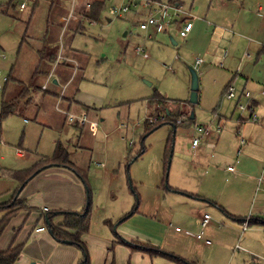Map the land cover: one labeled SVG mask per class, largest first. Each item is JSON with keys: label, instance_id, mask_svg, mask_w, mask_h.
Returning <instances> with one entry per match:
<instances>
[{"label": "rangeland", "instance_id": "obj_1", "mask_svg": "<svg viewBox=\"0 0 264 264\" xmlns=\"http://www.w3.org/2000/svg\"><path fill=\"white\" fill-rule=\"evenodd\" d=\"M92 1L0 0V48L6 56L0 60V72L2 77H9L6 85L0 78V109L3 102L12 101L26 89L14 114L0 118V203L7 202L20 186L2 172L24 169L39 157L51 156L55 142L60 140L71 160L89 170L85 179L97 205L90 208L93 221L102 216L103 222L110 220L106 228L115 229L119 220L114 216L122 212L123 219L137 206L144 217L153 216L168 227L165 246L184 258L199 264L249 262V255L242 250L248 245L241 240V226H232L226 214L219 218L209 210L216 206L209 203L201 212L210 214L211 222L201 229L197 209L185 204L182 196L168 194V188H200V193L228 202L233 178L223 173L218 154L220 149L227 155L233 153L231 138L235 139L237 132L253 140L252 155L263 158L259 172H264V97L255 98L257 122L248 120L247 112L238 107L249 103L247 97L239 95L241 91L248 92L250 99L258 91L245 75L264 87V0H181L195 17L187 37H178L171 28L165 35L157 32L152 40L147 38L149 32L138 29L146 9L137 5L118 16L113 9L123 1L106 0L100 23L83 21V29L74 26L59 37L56 15L71 7L83 10ZM22 2L26 7L20 10ZM205 23L210 27L205 29ZM56 41L60 45H55ZM136 45L144 46L150 57L148 53V59L136 57ZM59 46L64 53L74 51L78 55L75 63L61 61L57 66L50 59L58 55ZM197 57L202 62L195 67ZM60 68L67 71L65 80L71 78L63 99L62 94L59 99L51 94L52 82H46L47 75L55 77ZM193 72L198 79L196 103L189 102ZM229 81L235 89L231 99L221 93V83ZM161 94L169 101H178L179 109L176 103L167 105L184 112V117L191 116L193 124H179L173 132L164 116L155 115V105H147L148 98ZM147 110L155 115L150 118L154 124L162 122L153 131L145 126ZM86 112L88 118L98 119V126L74 128L68 116ZM198 125L211 129L210 140L217 142L215 151L205 149L200 142L204 153L199 158L191 147ZM217 125L219 133L215 132ZM143 148L145 151L133 160ZM17 149L26 155L18 157ZM253 172L242 171L236 181H245ZM261 177L262 191L263 173Z\"/></svg>", "mask_w": 264, "mask_h": 264}, {"label": "crops", "instance_id": "obj_2", "mask_svg": "<svg viewBox=\"0 0 264 264\" xmlns=\"http://www.w3.org/2000/svg\"><path fill=\"white\" fill-rule=\"evenodd\" d=\"M95 1L103 2L101 5L102 7V9L100 10L101 12L96 21H94V19L92 20V18L89 19V17L87 16L88 10H90L92 3ZM95 1L88 3L83 10H79V9L76 10V8L71 7L68 12L57 14L56 17L54 18V22L56 24V30L57 32H59V37H61L62 33L65 32L68 28H72L75 26L76 30H78L80 27H82L83 29V24H82L83 21H87L89 23H100L101 14L105 10L106 0H95ZM121 1H123L122 4L129 2V0H121ZM159 1L167 4L168 3L176 4L177 6H180L183 11L179 13L178 16H176L175 21L172 19L173 21L171 20V23L168 24V26L165 27V29L159 33H163L162 35H165L167 34V30L173 28L174 31L177 32L178 37L186 38L187 35L185 37H181L179 35L177 21L182 20L185 17H190V20L193 22L195 17L189 14L190 8L185 7L184 3L181 0H159ZM137 5L142 6L139 4V2H137V4L131 8H135ZM142 7L148 11L146 7L144 6ZM147 15L148 13L146 14V17ZM62 17H70L69 22L65 26H62L63 25L61 23ZM209 27H210L209 23L204 24L205 29ZM150 30L156 34L153 36L150 33ZM141 31L149 32L147 38L151 40L156 39V35L158 34L157 31H155L152 28ZM54 44L57 46L60 45L59 41L54 42ZM142 47L144 48V46ZM0 50H2V48H0ZM43 53H44V49L38 51V54L40 56H42ZM134 55L136 57H140V55H136L135 53ZM77 56L78 55L75 54L74 51L71 52L67 51L64 53L62 47L59 46L58 55L54 54L51 56L50 59L53 60L55 64H57L58 66L61 61L75 63V60L78 58ZM61 57L64 58V60H61ZM141 58L148 59V58H143L142 56ZM66 75H67L66 69H61V68L58 69V73L55 75V77H53L52 75H47L46 82L48 83L52 82L53 85V90L50 93L54 94V96L58 97V99L60 94H62L60 99L65 98L64 88L71 83V78L65 80L64 77ZM244 79L251 80L249 85L254 87V89L258 88V91L255 90V92L256 91L257 92L255 93V95H253V99L255 100L254 105L252 104L253 101L251 102L254 113L255 106L258 105V102L256 100L257 97L258 96L264 97V95H260L258 94V92L261 90V88L264 87H260L258 83H255L256 79L252 78V76L250 77L248 74L244 76ZM230 81L226 84H224V82L221 83V86H223L221 92L222 94L225 93L228 84L229 83L231 84ZM262 82L264 83V81ZM262 82L260 83L263 84ZM61 86H62L61 91L58 94L59 92L58 89H60ZM2 89L0 90V92L2 91ZM42 90L46 91L47 87L45 86V88L43 89L42 86ZM241 92L239 95L242 94ZM169 100L171 99H168V102H172L174 104L176 103L177 104L176 109H179L178 101H174V100L169 101ZM88 110L89 109L87 107L86 111ZM241 111L247 112L248 120L257 122L252 120L250 116L251 114L250 111L248 110H241ZM87 114L88 113L86 112V115ZM150 114L151 112L149 113V111L147 110V117L152 118L153 116L152 117L149 116ZM185 115L186 114L182 112L183 118ZM243 120L248 122L246 118ZM71 123H73L74 128L82 129L84 127L83 125H80L76 122H71ZM181 125L189 126L190 124L189 125L181 124ZM218 126L219 125H217V127L215 128L216 133H219L221 131V128L218 129ZM197 127L206 128L207 133L202 131L199 132L197 130ZM195 131H196V135H194L193 139L197 138L198 144L200 142L203 143L205 149L215 151V149L217 148V142L215 143L213 142V140H210L211 129L205 126L198 125L196 126ZM235 136H236L235 139L231 138V144H232L231 149L233 148V153L231 152L230 154L227 155L226 153L222 152V150L220 149V152L218 154V159L222 161L220 162V165L223 167L222 168L223 173L230 175V177L233 178V182L230 185V188L228 189L230 196L231 195L232 196L231 199H228V202L224 203L222 202L223 200L220 201L214 196L205 193H200L199 192L200 188L196 190H181L179 187L171 186L168 188L169 190L168 194H178L179 196H182L180 198H183L185 204L192 205L193 207H195V209H197L196 213L199 214L197 218L200 222V227H201L203 215L208 214L207 212H201V210L208 209L207 204L209 203L214 204V206H216L214 209L209 208L211 212H213L219 218H223L222 214H226L228 219L229 218L231 219L230 224L234 226L236 229L239 226H241V229L244 232V233L241 232V234L243 233L241 240H246V244L248 245V247L247 246H246L247 248L243 247L242 250L247 255H249L250 261L243 262V264H264V188L262 191L260 190L261 189L260 186L262 185L261 175L262 173L264 174V172L263 171L259 172L262 169L263 158L260 157L257 158L252 155V153L254 152L253 149L254 146L252 145L253 140L251 138L250 139L244 138L240 136L238 132L235 134ZM241 138H244L246 142L245 144H243L241 152L237 154L236 151L240 146ZM222 141L223 139L221 138L219 144V146L221 147L223 146ZM57 142H60L63 145V147L68 151L67 146L64 145L60 140H57L55 142V146ZM198 144L197 145L191 144V147L193 148V150L196 151L195 154L199 158L200 156L203 155L204 150L202 148H199ZM199 151H201L200 155H199ZM16 155L18 157H23L24 155H26V152L17 149ZM68 156L70 161L76 166V168L79 171H81V173L85 174L86 177V173L87 171L89 172V170H87V168L82 169V167H80L71 160L69 154ZM49 157L50 156L39 157L38 160H43ZM228 166H232L233 169L231 171H226L225 169ZM207 167H209V165H207ZM165 168L166 166L164 163V169ZM215 168H219V167L216 166ZM245 170H247L248 172L254 170V172L252 175L246 176L245 181L243 182L236 181L237 179L240 178L241 175L240 173H242V171L245 172ZM7 171H9V169L4 172L6 173ZM105 171L108 172L106 169ZM7 178L10 179L9 177ZM12 180L16 181V186L20 185V180L17 179H12ZM12 193L13 194L11 195L10 199L7 202H9L12 199V196L14 195L15 191ZM17 199L21 200L24 204L32 208H35L36 210L19 211L8 221V223L6 224V226L4 227V229L0 234V251H5L8 248L18 245L21 246V251L12 264H79L83 259V254L81 250L78 248V246L73 245L72 243H66L63 242L62 240H57L49 230V225L47 224V220L45 219V213H44L45 208H47V211H58L61 213L64 212L80 213L83 211L86 204L87 192L85 191L84 183L82 179L79 177V175L66 167H61V166L48 167L43 171L39 172L38 174H36L35 176H33L30 180H28L25 183V185H23ZM248 202L250 203V205H248ZM241 203H243L242 206L240 205ZM2 204L4 203H0V205ZM92 205H94V208L97 207L96 203H94V199L93 200L91 199V208ZM9 210L10 209L8 207L5 209L4 208L0 209V220L2 219L4 214L7 213ZM61 213L53 217L52 222L54 225H60L62 222H64L65 217ZM135 213L136 215H133ZM122 214L123 213L121 212V214L118 213L114 216V220L115 221L119 220V223L115 229H110V230L106 228L107 226L106 224L110 222V220L104 219L103 222L102 221L103 217L98 216L99 222H97L98 219L95 218L93 221L92 220L93 218L91 219L90 216L88 217V225H89L88 230L81 235V240L84 242L86 246L90 264H111V263L176 264L170 260L165 259L162 256H158V255L151 256L150 254L138 249L136 247L138 245H149L152 247H157L163 251L169 252L171 254L175 253L174 255H178L184 258L182 254L174 252L175 251L174 249H167V247L165 246L164 240L168 236L169 231H168V227H166L163 223L156 220L153 216L152 219L151 218L148 219L146 216L144 217L142 213L138 210L137 206L133 214L128 216L125 220H121ZM104 217H108V216H104ZM245 220H247V227L246 229L243 230V223ZM93 222L95 227L94 229H93ZM210 222H211V217L206 225H209ZM42 226L45 227V230L37 232L36 228ZM250 226L253 227V229H251V231L247 233L248 228ZM118 239H120L121 241L120 240L118 241ZM122 240L125 241L126 243L123 242ZM203 242H205V240ZM206 243H209V241H206ZM188 261H191L195 264H199L190 259Z\"/></svg>", "mask_w": 264, "mask_h": 264}, {"label": "trees", "instance_id": "obj_3", "mask_svg": "<svg viewBox=\"0 0 264 264\" xmlns=\"http://www.w3.org/2000/svg\"><path fill=\"white\" fill-rule=\"evenodd\" d=\"M103 2L101 1H95L92 3L90 10L87 12V16L89 19L92 18L94 21L97 20L100 10L102 9L101 5ZM93 16V17H92ZM9 80V77H7V81L4 85L7 84ZM230 84V83H229ZM228 84V85H229ZM25 90L23 89L18 97L14 98L12 101H5L1 105L0 109V118H6L7 116H10L14 114L15 109L19 105V98L23 97V93ZM242 95V94H241ZM168 99L165 98L162 94L156 95L154 98L149 99L148 98V106L151 107V105H155V111L158 112L155 115L157 116H164L166 118V122L171 123L175 127L177 125L186 124L189 125L193 121V118L191 116L188 117H182V112H179V110H172L169 109L168 105ZM255 100H253L252 104L254 105ZM153 113V112H152ZM152 113L149 116H155L152 115ZM162 114V115H161ZM165 122V123H166ZM162 122H159L157 124L153 123V120L147 117L145 119V126L148 127L149 131H153L156 128L160 127ZM148 131V132H149ZM174 132V130H173ZM145 149L143 148L134 158L135 160L137 157H139ZM68 151L63 147V145L60 142L56 143L55 149L53 154L49 158H45L43 160H38L33 165H31L29 168L22 169V170H9L6 173L3 171V174L6 177H9L10 179H17L20 180V186L18 190L15 191L14 195L12 196V199L0 205V209L9 208L10 210L4 214L2 219L0 220V234L8 221L16 215L21 210L26 211H32L36 210L35 208H32L26 204H24L21 200H18L17 197L20 193V187H23L25 183L30 180L33 176L38 174L39 172L43 171L44 169L51 167V166H61L66 167L72 171H74L76 174L79 175V177L82 179L85 186H87L85 181V174L81 173L76 166L70 161L68 156ZM169 156H167V160L165 163V166L167 167L169 165L168 161ZM166 170V169H165ZM85 173V172H84ZM134 193L137 195V193L134 191ZM138 198V196H137ZM137 200V199H136ZM91 208V196L90 191L87 186V199L86 204L82 212H58V211H44L45 213V219L49 223V230L51 234L57 239L65 241L66 243H72L73 245L78 246V248L81 250L83 254V259L79 264H90L88 253L86 246L84 242L81 240V235L84 234L88 230V217L89 212ZM136 207L133 208V211L130 214H127L125 217H123L122 220H125L128 216L133 214ZM63 214L65 217L64 222H62L60 225H54L52 222V219L57 214ZM120 239H118L119 241ZM121 241V240H120ZM123 241V240H122ZM125 242V241H123ZM126 243V242H125ZM138 249H140L143 252H146L150 254L151 256H162L167 260H170L176 264H195L191 261H188L178 255L171 254L169 252L163 251L157 247H152L149 245H138L136 246ZM21 251V246H14L11 248H8L5 251H0V264H12L15 259L17 258L18 254ZM114 264V263H111Z\"/></svg>", "mask_w": 264, "mask_h": 264}, {"label": "built area", "instance_id": "obj_4", "mask_svg": "<svg viewBox=\"0 0 264 264\" xmlns=\"http://www.w3.org/2000/svg\"><path fill=\"white\" fill-rule=\"evenodd\" d=\"M137 2H139L140 5L146 7L148 9V15L146 17V19L142 22L139 23L138 27L141 30H147L149 28L154 29L157 32H161L165 29V27L168 26V24L171 23V20L173 19L175 21L176 16L179 15V13L183 12L180 6H177L176 4H167L161 1H157V0H129V2H127L126 4H123L122 6H120L118 9H113V12H117L118 15L121 14H125L127 11L130 10L131 7L135 6L137 4ZM20 9L25 8V3L22 2L19 5ZM70 17H62L61 18V23L63 24L62 26H65L68 22H69ZM172 20V21H173ZM178 33L181 37H185L188 32L192 29V21L190 20V17H185L182 20H178ZM134 53L136 55H140L143 58H148L147 52H145V49L142 46H135L134 48ZM6 58L4 52L2 50H0V60H4ZM202 62V59L200 57H197L195 59L194 62V66L197 67L198 65H200V63ZM0 78H2L3 83H5L7 81V77L4 76L2 77L1 72H0ZM2 89V86L0 85V90ZM235 89L232 86V84H229L227 86V89L224 93V96L227 99H231L233 97H235ZM258 94L260 95H264V88H261V90L258 92ZM242 96L247 97V99H249V103H247V105H238L240 110H248L251 112L250 116L252 118V120L257 121V118L255 116V114L253 113V107L251 102L254 100L253 96L250 99L251 95L248 92H243ZM68 120L70 122H76L80 125H84V124H88L91 128H94L98 125V119L96 117H91L88 118L86 114H82V115H69L68 116ZM218 129H220V127L218 126ZM197 130L199 132H205L207 133V129L204 127H197ZM0 141H1V136H0ZM246 140L244 138L240 139V146L237 149L236 153L239 154L242 150V146L243 144H245ZM193 145H197L198 144V139L194 138L192 141ZM233 169L232 166H228L225 170L226 171H231ZM47 208L44 209V211H46ZM210 219V215L209 214H204L202 217V222H201V227H205L206 224L209 222ZM247 227V220L244 221L243 223V230L246 229ZM45 227H38L36 228V231H44ZM176 230H178V228H176ZM197 237H199V234L197 235Z\"/></svg>", "mask_w": 264, "mask_h": 264}, {"label": "water", "instance_id": "obj_5", "mask_svg": "<svg viewBox=\"0 0 264 264\" xmlns=\"http://www.w3.org/2000/svg\"><path fill=\"white\" fill-rule=\"evenodd\" d=\"M197 84H198V79H197L196 74L193 72L192 73V79H191V93H190V97H189V102L190 103H196L197 102ZM172 127L175 130V126L172 125ZM21 188L22 187H20V189ZM47 224L49 225L48 222H47ZM63 242H65V241H63Z\"/></svg>", "mask_w": 264, "mask_h": 264}]
</instances>
